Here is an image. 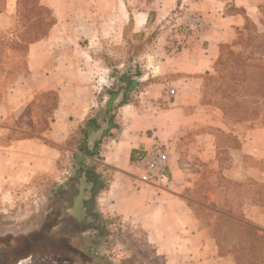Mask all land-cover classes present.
Segmentation results:
<instances>
[{
    "label": "crops",
    "instance_id": "crops-1",
    "mask_svg": "<svg viewBox=\"0 0 264 264\" xmlns=\"http://www.w3.org/2000/svg\"><path fill=\"white\" fill-rule=\"evenodd\" d=\"M17 1L0 0V32L12 22ZM146 1L41 0L53 13L49 32L28 44L23 74L13 72L7 57L0 69V199L14 197L44 173L60 179L67 169L61 167L62 158L71 154L76 161L80 130L95 115L105 122L98 119L87 135L88 149L94 143L97 149L86 160L99 156L97 173L110 172L108 184L97 192L100 210L137 224L166 264H240V249L259 255L264 263L259 246L228 244L227 237L218 240L214 226L206 225L196 211L203 206L216 213L220 234L233 225L264 235V119L230 128L221 114L202 104L199 93L220 46L232 42L248 21L262 26L264 0ZM150 11L158 23L172 15L180 21L200 17L204 26L176 48L172 36H165L168 49L158 75L175 77L151 83L136 102L114 104L112 111L114 93L106 82H98L94 65H88L91 53L48 47L55 38H80L72 29L82 21L94 25L93 38L110 37L115 24L140 31ZM45 92L55 95L49 112L36 97ZM26 114L36 125L46 117V128L32 132L22 126ZM72 138L74 147L68 143ZM153 143L166 147L172 176L168 189L141 183L133 175V160ZM95 192L93 187L90 195ZM234 245L238 252H233Z\"/></svg>",
    "mask_w": 264,
    "mask_h": 264
},
{
    "label": "rangeland",
    "instance_id": "rangeland-1",
    "mask_svg": "<svg viewBox=\"0 0 264 264\" xmlns=\"http://www.w3.org/2000/svg\"><path fill=\"white\" fill-rule=\"evenodd\" d=\"M16 5V13L12 22L8 28L0 32V69L4 70L5 65L2 63L8 61L7 57L14 67L13 72L17 71L23 74L28 44L47 35L54 23V17L51 9L42 5L41 0H18ZM262 9H264V1L260 5V12ZM184 22L178 20V16L174 18L170 15L158 23L150 11L149 19L140 31L134 32L129 24L124 28L115 24L110 37L96 38L93 35V38L90 33L94 34L95 32L94 25L82 21L74 23L72 29L74 35L80 36V38H55L48 47L50 49L84 48L87 53H91L92 57L87 58L88 65H94L93 68L98 74V82H106L105 84L114 93L109 105V111H112L116 108L114 104H119L123 99L136 102L137 95L147 90L146 87L151 83L175 77L176 74L158 75V64L160 59H164L165 49H168L163 40L165 36L167 38L172 36L175 48L181 43H186V40L191 37L180 30V26ZM103 29H106V26ZM250 32L262 34L264 26L248 21L243 28L238 30L232 42L222 44L221 52L219 51L220 56L213 66V71L204 76L199 90L202 104L206 105L211 113L221 114L230 128H233L236 121L234 117L224 114L222 108L223 88L230 87L225 94L227 98L229 96L238 102L242 100L235 93H231L232 90H235L232 87L236 86L240 78L234 72L231 74L235 69L233 57L237 55L251 56L254 60L249 62L253 63L262 60L261 53L256 50L251 51L246 46L247 39L251 35ZM178 41L179 43L176 44ZM62 60H64L63 55ZM67 73V71L63 72V74ZM68 74L66 76H69ZM128 74H131L130 76L136 81L129 90L126 89L128 82L121 80L122 76ZM146 95L148 96V94ZM36 97L46 103L45 112H49L54 102V92L39 93ZM115 97L117 102L113 103ZM232 115L237 116L238 114L232 112ZM26 117L21 121L22 126H26L28 130L41 132L46 128L48 123L46 117L43 116L38 120V126L32 123L28 114ZM91 118L96 122L98 119L105 122L95 115ZM262 120V118H257L248 123H259ZM88 134L86 136L82 134L84 139L75 151L80 157V159L76 158L77 162L71 158V154L66 156L65 161L62 158L61 167L66 166L67 169L60 179L54 178L52 173H44L36 176L30 184L19 188L14 197L0 199V235L12 234V237H18L22 234L31 235L39 230L38 228L52 232L54 226L61 229L65 226L67 241L71 244H80L78 250L87 256L86 261L68 255V258L77 262L72 264H166L164 256L156 251L154 244H149L146 241L144 230L137 224L112 210H100L97 192L108 184L110 172L97 173L96 170L100 167L98 161L101 158L93 156L95 160L87 162V155L80 150V148H88L86 145ZM74 138L68 142L72 147L75 145ZM92 149L93 145H90L89 150ZM93 187L96 188V192L91 196L90 191L93 190ZM87 210L93 213V225H89L91 220L88 219L85 224L80 226ZM196 211L206 225L212 228L214 226V234L218 240L227 237L228 244L259 246L260 251L264 253L262 250L264 249L263 234L244 228L236 229L233 225L230 227L226 225L227 231L220 234L218 228L221 218L217 217L216 213L208 211L203 206L196 208ZM93 227H97V230ZM232 250L234 253L238 252L235 245ZM242 251L240 249V255H238L240 264H264L258 257L259 255L252 256L251 253L244 254Z\"/></svg>",
    "mask_w": 264,
    "mask_h": 264
},
{
    "label": "trees",
    "instance_id": "trees-1",
    "mask_svg": "<svg viewBox=\"0 0 264 264\" xmlns=\"http://www.w3.org/2000/svg\"><path fill=\"white\" fill-rule=\"evenodd\" d=\"M261 15L262 18L260 20L262 26H264V9L261 10ZM250 33L251 35L247 39L248 42L246 43V46L251 51L256 50L261 53L260 55L262 60L260 59L259 62L253 63L249 62L254 60L251 56L237 55L236 57H233V60L235 61V69L231 72V74L234 72L235 74H238L240 78L238 83L235 82L237 83L236 86L232 87L235 90H232L231 93H235L239 96V98L242 99L241 101H234L233 98H230L229 96L227 98V96H225L228 89H230L229 86L225 89L223 88L222 90V99L224 100V102H222V108L224 110V114L228 117H234L236 123H248L257 118L264 119V33ZM221 46L220 50L222 49ZM130 75L131 74L121 77V80H126V82H128V85L126 86L127 90L131 89L136 82ZM121 103H125V100L123 99L120 104ZM231 111L237 113L238 115L233 116ZM87 121L86 127H83L80 130L84 136L96 128L97 125V122L92 118ZM96 149L97 143H94L92 150H89L88 148H80L83 153L89 156L94 155L96 153ZM76 158L80 159L79 156Z\"/></svg>",
    "mask_w": 264,
    "mask_h": 264
},
{
    "label": "flooded vegetation",
    "instance_id": "flooded-vegetation-1",
    "mask_svg": "<svg viewBox=\"0 0 264 264\" xmlns=\"http://www.w3.org/2000/svg\"><path fill=\"white\" fill-rule=\"evenodd\" d=\"M93 213L87 210L80 226L90 219ZM44 226V225H43ZM42 227V226H41ZM97 230V227H93ZM31 235L22 234L18 237L0 235V264H72L77 263L68 258L76 256L79 260H86L87 256L78 250L80 244L67 241L65 226L61 229L54 226L52 232L38 228Z\"/></svg>",
    "mask_w": 264,
    "mask_h": 264
},
{
    "label": "built area",
    "instance_id": "built-area-1",
    "mask_svg": "<svg viewBox=\"0 0 264 264\" xmlns=\"http://www.w3.org/2000/svg\"><path fill=\"white\" fill-rule=\"evenodd\" d=\"M204 26L202 18H193L181 24L180 30L188 36H198ZM168 156L164 144L153 143L139 152L133 160V175L141 183L168 189L172 185Z\"/></svg>",
    "mask_w": 264,
    "mask_h": 264
}]
</instances>
